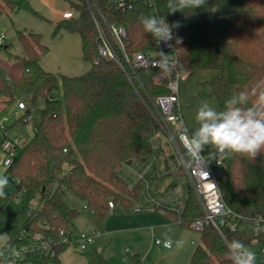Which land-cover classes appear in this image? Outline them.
Returning <instances> with one entry per match:
<instances>
[{"label":"trees","instance_id":"trees-1","mask_svg":"<svg viewBox=\"0 0 264 264\" xmlns=\"http://www.w3.org/2000/svg\"><path fill=\"white\" fill-rule=\"evenodd\" d=\"M67 2L75 15L57 23L55 32L66 28L80 34L83 57L91 64L85 73L69 76L46 70L41 60L48 46L31 31L17 30L23 55H13L11 44L0 45V98L7 106L25 102L27 108L16 125L24 132L28 123L35 128L5 170L13 190L5 188L6 197L0 199V233L8 230L1 212L20 191L29 201H37L21 233L10 238L3 251L28 244L36 232L53 238L63 228L75 232L79 211L68 205L67 193L102 218L109 212V201L126 208L144 201L142 183L131 187L133 179L125 174L124 165L149 160L152 139L159 130L154 101L169 93L155 83V76L175 69L127 68V73L118 63L102 59L91 13L94 3L109 21L125 27L130 52L158 50L156 39L144 31L142 17H165L170 26L178 22L180 26L172 28L178 60L186 75L217 71L198 83L197 97L216 99L219 110L234 92L251 94L264 81V0H206L194 11L174 13L168 0H155V13L145 4L119 12L109 6V0ZM23 10L37 13L30 0H0V14ZM214 157L223 163V197L241 218L235 231L228 225L222 228L224 236L206 225L202 244L189 264H232L225 241L240 240L254 253L264 245V232H255L258 227L264 229V150L255 158L238 153L220 158L215 150ZM156 210L187 227L203 214L192 192L181 216L162 207ZM23 231L27 233L22 237ZM66 247L58 245L54 256L28 253L20 264L58 263ZM101 264L107 263L102 260Z\"/></svg>","mask_w":264,"mask_h":264},{"label":"rangeland","instance_id":"rangeland-1","mask_svg":"<svg viewBox=\"0 0 264 264\" xmlns=\"http://www.w3.org/2000/svg\"><path fill=\"white\" fill-rule=\"evenodd\" d=\"M30 2L37 13L23 10L17 13L0 14V32L7 33L6 44H11V53L13 55L24 54L17 38V30L31 31L40 34L42 42L48 46V51L41 60V64L46 70L58 75L69 76L85 73L91 64L83 57L80 34L66 28L55 32L56 24L64 20L63 12H74V9L70 8L67 0H30ZM8 57L12 59V56ZM216 74L217 71L204 70L180 78L181 112L190 134L199 126L195 116L201 105L208 103L220 111L216 99L197 97L200 90L198 83L209 80ZM23 114L24 110L19 109L17 104L7 106L0 98V122L8 129L10 137H19L17 153L22 149L24 142L29 140L35 132L32 123H28L26 132L16 125ZM1 140L0 134V143ZM166 150L168 153H174V150L167 144ZM214 151L215 149L209 145L205 146L202 154L207 158H214ZM2 157L3 152L0 150V159ZM177 168L181 182L187 186L186 176L179 166ZM214 170L219 177H222V170L219 167H214ZM0 176H5V168L1 164ZM171 181V175L161 177L158 182L151 185V195L157 198L166 196L168 193H165V189ZM5 188L9 191L13 190L9 181ZM65 200L70 207L79 211L76 220L77 229L84 232L97 230L99 235L95 245L91 247L89 245L87 249L82 250L75 245L67 246L66 250L72 258L69 262L63 260L60 264H73L75 253L77 256L83 255L88 259L89 264H100V259L107 264H189L194 250L202 244L200 231L168 218L165 219L152 204H148L143 211L135 210V207L140 205L139 202H134V206L129 208L117 204L114 211H109L107 216L102 218L88 209L83 201L71 193H67ZM31 202H34L36 206V200L29 201L22 193L20 201L13 198L2 210L1 218L8 230L0 233V254L6 242L10 238L17 237L23 230L30 212ZM166 235L173 240L172 249H166L155 243L157 238L164 240ZM178 240L184 241L180 248L176 246ZM127 250L129 251L128 257L123 260ZM257 252L255 253L256 260L260 261L262 258L260 248L257 249Z\"/></svg>","mask_w":264,"mask_h":264},{"label":"built area","instance_id":"built-area-1","mask_svg":"<svg viewBox=\"0 0 264 264\" xmlns=\"http://www.w3.org/2000/svg\"><path fill=\"white\" fill-rule=\"evenodd\" d=\"M138 4L150 6L154 13L157 11L155 0H109V6L119 12L132 10ZM91 13L98 31V53L102 59L118 63L126 72L127 68L133 71L150 68L161 69L159 61L160 53H163L168 56V67L175 69L173 73L162 71L155 76V83L165 86L169 93L160 95L154 101L153 108L159 130L152 139V152L149 160L144 163L124 165L125 174L133 179L131 187L134 186V182L142 183L143 199L147 204H152L154 208L169 209L179 216L182 215L192 192L203 211L201 216L190 222L192 229L202 232L206 225H212L224 236L222 228L228 225L232 231H235L241 216L227 205L221 189V176L219 177L214 170V167H219L222 170V161L215 157L207 158L202 153L203 158L200 161L193 160L187 155L184 148L185 131H187V135H191L182 116L179 96L180 78L186 75V71L174 50V34L171 41L158 43L156 40L157 52L149 54L142 51L130 52L127 49L128 35L125 27L118 22L109 21L95 3L91 7ZM74 15L73 11H64L62 18H72ZM7 38V33L1 31L0 45L5 44ZM18 108L25 110L26 103L19 102ZM0 134L2 137L0 150L3 152L0 164L7 170L17 154L20 139L19 137H10L8 129L1 122ZM166 144L174 150L173 154L167 152ZM178 166L187 178V186L181 182ZM166 175L172 176V181L165 189V193L168 194L158 198L152 196L151 185ZM22 193L23 191H20L16 197L17 201H20ZM108 204L109 211H112L116 206L114 201H109ZM144 208L137 205L135 210L143 211ZM35 209V203L31 202L29 214H32ZM230 216H233L234 219L228 220ZM26 233L23 231L21 236L23 237ZM98 235L99 231L97 230L73 232L67 228L61 229L57 238L42 231L36 232L28 244L2 251L0 264H20L28 253L54 256L57 253V246L60 244L75 245L84 250L94 243ZM158 240L161 243H157ZM155 243L164 247L161 238H157ZM260 251L262 258L257 264H264V245ZM128 252L127 250L124 253L123 260L127 259Z\"/></svg>","mask_w":264,"mask_h":264},{"label":"clouds","instance_id":"clouds-1","mask_svg":"<svg viewBox=\"0 0 264 264\" xmlns=\"http://www.w3.org/2000/svg\"><path fill=\"white\" fill-rule=\"evenodd\" d=\"M206 4V0H168L170 13L191 9L194 11ZM144 31L151 34L157 42H168L173 39L172 28H178L179 23L170 26L165 17H142ZM171 46V45H169ZM159 66L168 70V56L160 53ZM250 105V106H248ZM199 125L191 135L184 134V148L187 155L196 161L203 157L201 153L205 146H212L220 158L232 154H242L255 158L264 150V81H260L252 90L234 92L225 101L223 110L217 111L208 103L201 105L195 116ZM8 184L6 176H0V199L6 197L5 187ZM259 235L264 232L256 228ZM161 243V241H157ZM184 241H176L177 248L183 246ZM232 264H255V253L237 239L225 241ZM165 248H171L173 240L165 236Z\"/></svg>","mask_w":264,"mask_h":264},{"label":"crops","instance_id":"crops-1","mask_svg":"<svg viewBox=\"0 0 264 264\" xmlns=\"http://www.w3.org/2000/svg\"><path fill=\"white\" fill-rule=\"evenodd\" d=\"M148 204L145 202V201H143L142 203H140V205H138V206H143V207H146ZM115 208H116V206H115ZM115 208L112 210V211H114L115 210ZM111 211V212H112ZM164 217V216H163ZM165 218V217H164ZM166 219V218H165ZM76 231L77 232H80V230H78V229H76ZM95 241H96V239H95ZM95 241H94V243H95ZM92 244V245H90L89 247H91V246H93V245H95V244ZM88 248V247H87ZM86 248V249H87ZM165 248V247H164ZM172 248H173V246H172ZM172 248H170V249H172ZM93 249V248H92ZM166 249H169V248H166ZM72 257H71V255L67 252V250L65 249L61 254H60V262H58L57 264H60V263H62V261L63 260H66L67 262H69V260L71 259ZM102 261V259H100V262ZM73 264H89V261H88V259H86V258H84L83 257V255H79V256H77V254L75 253V259H74V261H73ZM101 264V263H100Z\"/></svg>","mask_w":264,"mask_h":264}]
</instances>
